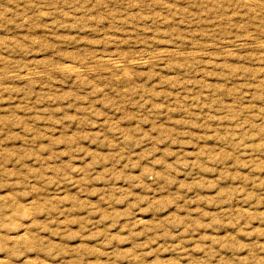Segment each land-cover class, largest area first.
I'll return each mask as SVG.
<instances>
[{
    "label": "rangeland",
    "instance_id": "obj_1",
    "mask_svg": "<svg viewBox=\"0 0 264 264\" xmlns=\"http://www.w3.org/2000/svg\"><path fill=\"white\" fill-rule=\"evenodd\" d=\"M262 42L264 0H0V264H264Z\"/></svg>",
    "mask_w": 264,
    "mask_h": 264
},
{
    "label": "bare ground",
    "instance_id": "obj_2",
    "mask_svg": "<svg viewBox=\"0 0 264 264\" xmlns=\"http://www.w3.org/2000/svg\"><path fill=\"white\" fill-rule=\"evenodd\" d=\"M250 2H251V1H250ZM261 47H262L263 50H264V42L261 43ZM260 49H261V48H260ZM123 60H124V59H123ZM149 61H150V60H149ZM135 62H136V61H135ZM146 62H147V61H145V62H139V63H140V64H141V63H143V64L145 63V64H146ZM104 63H111V65L115 64L116 68H117V67H122V68H123V67H124V64H125V65L128 64V63L125 62V61L122 62V60H120V59H119V60H114V61H113V60H106ZM112 63H113V64H112ZM147 63H148V62H147ZM140 64H139V65H140ZM136 65H137V62H136ZM113 66H114V65H113ZM115 66H114V67H115ZM74 69H75V68H74ZM78 72H79V71H78ZM125 73H126V72H125ZM75 74H76V73H75ZM0 92H1V91H0Z\"/></svg>",
    "mask_w": 264,
    "mask_h": 264
}]
</instances>
